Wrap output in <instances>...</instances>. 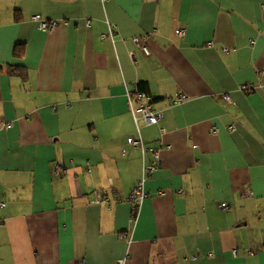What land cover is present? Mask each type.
<instances>
[{
	"label": "crops",
	"instance_id": "obj_1",
	"mask_svg": "<svg viewBox=\"0 0 264 264\" xmlns=\"http://www.w3.org/2000/svg\"><path fill=\"white\" fill-rule=\"evenodd\" d=\"M136 83L164 117L139 121L161 167L134 222ZM263 246L264 0H0V264H264Z\"/></svg>",
	"mask_w": 264,
	"mask_h": 264
},
{
	"label": "built area",
	"instance_id": "obj_2",
	"mask_svg": "<svg viewBox=\"0 0 264 264\" xmlns=\"http://www.w3.org/2000/svg\"><path fill=\"white\" fill-rule=\"evenodd\" d=\"M105 1V0H102ZM32 19L37 22L39 29L43 31H54L56 28H58L61 25V22L54 19H44L41 15L36 14L33 15ZM87 24H91V19L87 20ZM114 25H112L110 22H108V33L102 34V39L107 38H114ZM176 34L178 36H184L185 35V28L181 27L176 30ZM145 37H134V41L136 44L144 51V53L149 54L150 50L148 45L145 44L144 40ZM252 42H254L252 40ZM209 46H213L214 42L209 41ZM256 87L254 85H242L240 86V89L244 91H253ZM227 100L231 101V97L229 95L225 96ZM188 98V95L181 93L175 96L171 99V105H179L183 103ZM127 99L129 103L130 111L133 115L134 121L136 123L137 129L139 131L138 137H129L127 139V142L129 145L134 147H139L142 150L143 153V167H142V176L141 179L137 182V184L133 187L129 197L127 198V201L131 203L132 205V214H131V221L136 222L138 218V213L141 205L145 201V199L148 196V193L146 191V181L147 179L159 168L161 167V159H160V151L159 149L155 148L153 153L154 157L153 159H147L146 158V152L150 149L148 145L145 143L144 139L141 136L140 133V127H139V121L142 119L147 124H158L160 120L164 117V113L161 109H156L153 107L151 100L152 97L146 92L139 89V83H136L131 89L127 91ZM230 129L234 130L235 126H230ZM164 132V129H163ZM64 163L58 162L55 168V172H62L64 170ZM253 195L252 193V186L249 184L247 189L242 193L243 197H249ZM108 197L103 198H96L93 200L95 203H105L108 202ZM222 208H228L229 204L226 202H222L219 204ZM264 248V246H263ZM234 253H237L236 249H234ZM128 261V255H126L123 258L118 259L116 264H127Z\"/></svg>",
	"mask_w": 264,
	"mask_h": 264
},
{
	"label": "trees",
	"instance_id": "obj_3",
	"mask_svg": "<svg viewBox=\"0 0 264 264\" xmlns=\"http://www.w3.org/2000/svg\"><path fill=\"white\" fill-rule=\"evenodd\" d=\"M16 55H19V51L16 50ZM12 74H17L19 76H21L23 79L27 78V72L26 69L22 66H12L11 67V72ZM139 89L142 91H145V87L143 86V84L139 83Z\"/></svg>",
	"mask_w": 264,
	"mask_h": 264
}]
</instances>
